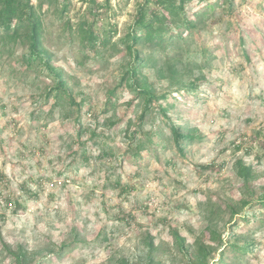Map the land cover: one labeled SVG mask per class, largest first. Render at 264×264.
Instances as JSON below:
<instances>
[{
    "label": "rangeland",
    "instance_id": "obj_1",
    "mask_svg": "<svg viewBox=\"0 0 264 264\" xmlns=\"http://www.w3.org/2000/svg\"><path fill=\"white\" fill-rule=\"evenodd\" d=\"M140 1L110 0L114 42ZM34 3L75 103L48 98L53 76L26 71L21 50L0 51V264H143L151 256L194 264L199 240L211 245L210 264H264V207L256 203L264 197V0H235L231 12L218 5L183 43L159 53L204 65L184 76L187 84L203 76L194 91L159 79L151 62L142 68L159 94L172 92L158 104L196 136L184 152L158 104L138 127L143 104L118 85L131 59L122 45L95 53L69 43L68 20L74 31L87 0H71L63 17V0ZM239 160L253 168L249 181ZM213 230L221 238L212 242ZM244 241L253 243L247 251L233 249Z\"/></svg>",
    "mask_w": 264,
    "mask_h": 264
},
{
    "label": "trees",
    "instance_id": "obj_2",
    "mask_svg": "<svg viewBox=\"0 0 264 264\" xmlns=\"http://www.w3.org/2000/svg\"><path fill=\"white\" fill-rule=\"evenodd\" d=\"M202 1L204 2L205 0H141L127 32L117 42L113 41L114 36L118 32V25L115 14H109L111 9L110 0H105V2L102 0H87L88 4L85 14L74 31H72V25L70 20H68L66 29L70 32L69 43L72 46L75 43H79L82 51L99 53L100 49L111 47L115 49L120 44L131 56L118 85L132 91L134 94L132 101L137 99L143 104V110L137 119L139 128L144 125L147 117L156 109V104L161 100L167 99L172 93L170 91L159 94L156 90V83L150 81L148 75L141 74L142 68L147 62H151L152 66L150 68L159 79H169L171 86L176 87L178 91H180L181 87H184L189 92L194 91L195 85H197L196 81L203 77L200 75L193 79L190 84H187L183 82L184 76L188 72L194 71V69L202 70L204 68L203 64L194 63L192 65L191 61H189L188 66L183 67L170 54H166L163 60L158 56L160 52L167 53L171 46L175 49L176 46L183 43L187 32L193 33L205 23L204 17L209 16L208 11L213 13L218 5H225L230 12L235 8V0H216L200 6L199 4ZM194 3L198 6L194 12H191ZM70 5L71 0H63V3L57 7V11L60 13L59 16L67 15ZM105 18L107 22H104ZM44 33L42 14L39 7L35 5L34 0H0L1 53L6 50L10 52L21 50L23 53L21 60L26 66V71H32V68L37 67L40 71H43V69L48 70L50 75L53 76L55 84L48 86L46 90L48 98L53 93L56 98H64L67 95L75 103L63 70L56 66L51 52L45 47ZM145 49L147 52H145ZM115 92L116 88L108 92L107 102L109 105L113 103L112 99ZM158 105L162 113L168 116L167 108H163L160 104ZM168 119L175 143L178 149L184 152V141L195 139L196 136L188 130L187 126L176 124L169 116ZM79 129L82 131L81 125ZM137 129L135 133L138 131ZM143 148L144 146L139 145L137 154ZM204 167L213 169L216 166L209 164ZM238 172L243 179L249 181L253 175V168L244 161L239 160ZM256 203H260L264 207V197L260 198ZM248 205H251V203L244 202L242 209H245ZM245 215L246 213L243 214V216ZM211 234L212 242L218 239L217 237L221 238L217 231L213 230ZM173 235L176 244L188 255L185 237L176 230H173ZM151 244L154 247L153 241ZM252 244L251 241L236 242L232 247L235 251L241 252L247 251ZM225 247L217 257L218 261L222 259ZM211 251L210 244L199 240L198 252L195 254L193 263L210 264L208 258ZM143 264L161 263L155 262V259L151 256Z\"/></svg>",
    "mask_w": 264,
    "mask_h": 264
}]
</instances>
